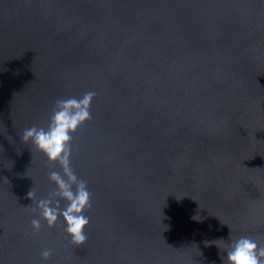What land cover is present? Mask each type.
<instances>
[{
  "label": "water",
  "instance_id": "obj_1",
  "mask_svg": "<svg viewBox=\"0 0 264 264\" xmlns=\"http://www.w3.org/2000/svg\"><path fill=\"white\" fill-rule=\"evenodd\" d=\"M87 91L75 244L32 228L61 165L22 133ZM241 235L264 245V0H0V264H226Z\"/></svg>",
  "mask_w": 264,
  "mask_h": 264
},
{
  "label": "clouds",
  "instance_id": "obj_2",
  "mask_svg": "<svg viewBox=\"0 0 264 264\" xmlns=\"http://www.w3.org/2000/svg\"><path fill=\"white\" fill-rule=\"evenodd\" d=\"M94 91L82 96H69L58 99L53 106L45 125L32 124L22 133V139L33 144L49 161L58 162L61 170H52L49 178L56 185L47 197L35 199L36 193L30 188L27 197L35 202L39 216L31 220L32 228L39 231L41 218L49 227L63 220L64 229L75 244H83L87 239L85 226L89 217L84 210L90 206L91 193L87 182L77 177L71 167L72 133L86 120L91 118V104ZM63 201V207L61 202ZM47 260L52 249L41 252ZM226 264H264V245L248 235L232 239L226 248Z\"/></svg>",
  "mask_w": 264,
  "mask_h": 264
}]
</instances>
